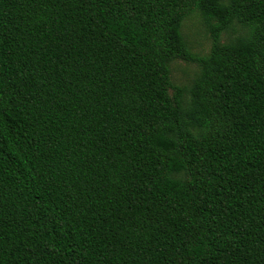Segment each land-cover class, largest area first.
I'll return each instance as SVG.
<instances>
[{
    "label": "trees",
    "instance_id": "trees-1",
    "mask_svg": "<svg viewBox=\"0 0 264 264\" xmlns=\"http://www.w3.org/2000/svg\"><path fill=\"white\" fill-rule=\"evenodd\" d=\"M0 264H264V0H0Z\"/></svg>",
    "mask_w": 264,
    "mask_h": 264
},
{
    "label": "rangeland",
    "instance_id": "rangeland-1",
    "mask_svg": "<svg viewBox=\"0 0 264 264\" xmlns=\"http://www.w3.org/2000/svg\"><path fill=\"white\" fill-rule=\"evenodd\" d=\"M181 32L192 52L203 54L208 51L210 37L198 14L194 13L183 21ZM197 71L195 63L182 59H175L170 64L171 79L177 84L187 85Z\"/></svg>",
    "mask_w": 264,
    "mask_h": 264
}]
</instances>
